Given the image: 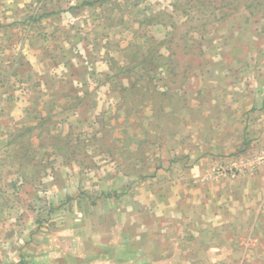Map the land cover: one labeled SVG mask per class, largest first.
<instances>
[{
  "label": "crops",
  "instance_id": "0c3cea01",
  "mask_svg": "<svg viewBox=\"0 0 264 264\" xmlns=\"http://www.w3.org/2000/svg\"><path fill=\"white\" fill-rule=\"evenodd\" d=\"M44 1L0 0V264H264V0Z\"/></svg>",
  "mask_w": 264,
  "mask_h": 264
},
{
  "label": "rangeland",
  "instance_id": "374dc122",
  "mask_svg": "<svg viewBox=\"0 0 264 264\" xmlns=\"http://www.w3.org/2000/svg\"><path fill=\"white\" fill-rule=\"evenodd\" d=\"M47 1V4H46V7H45V9L47 10V11H50V10H52L53 8H52V5H55L56 3L58 4V0L55 2V0H46ZM165 1H167V0H165ZM171 1V0H170ZM208 1H211V0H208ZM230 1L231 0H226V4H230ZM44 3H45V1L44 0H34V2H33V7H31V8H29L28 10L29 11H33V13H35L36 11H39V10H44L42 7H43V5H44ZM63 3H64V7H68V6H66L67 5V3H65L64 1H63ZM166 7V6H165ZM211 9V8H210ZM210 9L209 10H207V12H209L210 11ZM65 10H68V9H65ZM110 10V12H111V14L112 15H117L118 14V11L120 10V9H118V8H110V9H108V11ZM239 10H240V8H239ZM258 10H260V9H258ZM182 11V10H181ZM66 12V11H65ZM64 12V13H65ZM115 13H117V14H115ZM120 13L122 14L123 13V10L121 9V11H120ZM259 13H261V12H259ZM212 19H213V17H212ZM258 20V19H257ZM197 24H199V20H195V19H193L191 22H189L188 24H187V26L186 25H182L183 27H180V28H178V30L177 31H179V33H184L185 34V29H187L189 26H191L192 27V30H197V29H193L195 26L197 27L198 25ZM143 25H145V24H143ZM118 26V28L119 29H122L123 28V24H120V25H117ZM149 31V30H148ZM192 32V31H191ZM140 33H142V32H140ZM192 35H193V33H191ZM199 33H197V35H198ZM200 35V34H199ZM155 36H156V34H155ZM149 40H151L149 37H148V35L146 36V37H140V39H136V42L133 44V45H131V46H129V48L127 49V54H126V58H128V59H131L132 58V60L130 61V63H134V62H141V59H143V61L145 62V63H147L148 62V58L146 57V56H148L149 57V53L152 51V49H151V44H150V42H149ZM135 46H139V50H138V48H137V50L135 51L134 50V47ZM195 47V46H194ZM204 47H205V49L208 51V47H206L205 46V44H204ZM212 48H213V45L211 46ZM134 56H136L137 58H135ZM134 58V59H133ZM176 58H177V60L180 62V64H182L183 63V56H176ZM227 58V60H229V58H230V56H227L226 57ZM184 59H187V60H189L190 59V62H192V63H194V65H195V67L194 68H196V65H197V63H198V60H196V58H187V57H184ZM144 62H141V63H144ZM129 63V64H130ZM212 66V63L211 64H209V66L208 67H211ZM181 67H182V65H181ZM231 78H230V76L227 78V80H230ZM197 86H191L190 88L191 89H194V88H196ZM147 93L149 94V95H151L152 94V92H151V89L150 88H148V91H147ZM164 94L165 93H161L159 96H157V99H156V101H157V103H158V106L160 105V104H164L163 106H166L165 105V103H166V98L164 97ZM180 103H174V105H176V106H174V108H176V107H179V106H182V104H181V100L179 101ZM153 107L155 106V105H152ZM157 106V107H158ZM176 110H177V108H176ZM181 110V108L179 107V109H178V111H180ZM198 121L197 120H195V121H192V128H193V126L197 123ZM208 122V121H207ZM226 138V137H225ZM222 141L223 142H225L226 140H223V138H222ZM250 168V167H249ZM261 168V167H260ZM255 170V169H254ZM254 170H252V171H254ZM3 172H4V170L2 171V167L0 166V178H1V176H2V174H3ZM5 179V178H4ZM15 188H17V185H15ZM9 189H10V187L8 188V185L7 184H5V182H1L0 181V230H2V231H4L5 229H6V226L8 225V222L10 221V219H14V224H19V222L20 221H23V215H21V213H20V211L18 212L17 211V215L13 212L12 214L10 213L9 215L7 214V207H8V204L9 203H13V202H15V204H17L18 203V205L21 203L22 204V202H19L18 201V199H9L8 197H7V194H9V193H12V192H9L8 193V191H9ZM12 190V189H11ZM30 218L31 217H27V220H30ZM1 233V232H0ZM1 250L3 251V249H1L0 248V260L2 259L1 257ZM4 255H5V252H4Z\"/></svg>",
  "mask_w": 264,
  "mask_h": 264
},
{
  "label": "trees",
  "instance_id": "16d2710c",
  "mask_svg": "<svg viewBox=\"0 0 264 264\" xmlns=\"http://www.w3.org/2000/svg\"><path fill=\"white\" fill-rule=\"evenodd\" d=\"M242 0H239L237 4H234L233 8L230 4H226V0H177L176 6L178 10L186 11V13L193 17L206 18L208 21H217L224 20L226 17L234 14L236 10L239 11L240 7H237ZM260 1V0H259ZM211 8V9H210ZM232 8V9H231ZM207 12V10H209ZM233 10V12H231ZM264 10V9H260ZM219 15V17H218ZM213 17V19H212ZM198 33V31H197Z\"/></svg>",
  "mask_w": 264,
  "mask_h": 264
},
{
  "label": "built area",
  "instance_id": "2783aa9c",
  "mask_svg": "<svg viewBox=\"0 0 264 264\" xmlns=\"http://www.w3.org/2000/svg\"><path fill=\"white\" fill-rule=\"evenodd\" d=\"M250 170H256L258 167L264 169V149H261L252 159L251 164L249 166ZM245 169V168H244ZM244 169L240 171H244ZM235 174V172L233 173Z\"/></svg>",
  "mask_w": 264,
  "mask_h": 264
}]
</instances>
